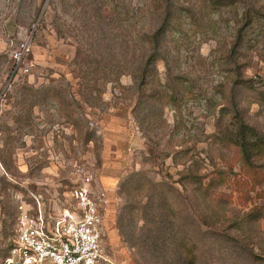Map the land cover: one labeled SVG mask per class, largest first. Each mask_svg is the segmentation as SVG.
<instances>
[{"label":"rangeland","instance_id":"obj_1","mask_svg":"<svg viewBox=\"0 0 264 264\" xmlns=\"http://www.w3.org/2000/svg\"><path fill=\"white\" fill-rule=\"evenodd\" d=\"M214 1L0 0V259L20 207L57 213L90 176L104 264H264V148L248 166L229 141L239 119L264 139V18L234 45L264 0Z\"/></svg>","mask_w":264,"mask_h":264},{"label":"built area","instance_id":"obj_2","mask_svg":"<svg viewBox=\"0 0 264 264\" xmlns=\"http://www.w3.org/2000/svg\"><path fill=\"white\" fill-rule=\"evenodd\" d=\"M19 43L11 52L19 68L29 50ZM72 205L57 213L36 207H20L14 241L0 264H104L108 256L103 246L105 224L103 208L107 194L100 186L92 187L84 177L71 193Z\"/></svg>","mask_w":264,"mask_h":264},{"label":"trees","instance_id":"obj_3","mask_svg":"<svg viewBox=\"0 0 264 264\" xmlns=\"http://www.w3.org/2000/svg\"><path fill=\"white\" fill-rule=\"evenodd\" d=\"M210 4L217 8L228 6L227 4L218 3L217 1H214V0H211ZM255 4H260V3L255 2ZM263 8L264 6L261 4L259 7L260 11H257V10L255 11L253 8L251 9L246 8L240 14V17H239L240 25H238V28L236 31V40L234 43L235 48L239 50L238 52L244 51L243 45L246 42L245 41L246 32L248 31V29H251V27L255 23V20H256L255 17L260 15L261 17L264 18L263 16L264 13L261 12L263 11ZM177 11H178V14H181L182 9L178 8ZM178 17L180 16L178 15ZM172 19H173L172 16L167 15L163 22V28H169L171 25ZM156 36H157L156 34H152L151 36L145 34L143 36L144 45L148 46V50L150 51V54L148 55V59H147L148 62L156 60L155 56L157 54V49H158V42H157ZM239 56L242 57V59L244 58V54L239 55ZM251 59L252 57H250L249 61H251ZM148 72L149 71L145 67L142 66L141 73H140L141 87L144 86L145 83L146 84L148 83L147 81L148 77H150L151 80H153L152 74ZM259 81L263 84L262 86L264 87V79H259ZM245 84L247 85L248 82L243 81L242 85H245ZM151 99H154V95H151ZM229 141L239 149V152L241 154L243 161L248 166L252 164V161L256 156L261 154L262 149L264 148V139L260 136V134L256 132V130L253 127L244 123L243 120L241 119H239L238 126H236V129H235V133L233 137L229 139ZM173 162H174V159H173ZM193 163H195L196 165V161L195 162L192 161L191 164L187 165L186 167L182 169L181 172L183 173H179V181H177L179 185L181 184L180 182L186 181L187 183L191 182L197 186H201L199 184L201 183L202 176L195 174V171L192 170ZM174 165H178V163L175 162ZM12 245H13L12 243L8 245L5 254L0 259V262L5 257L8 256Z\"/></svg>","mask_w":264,"mask_h":264}]
</instances>
